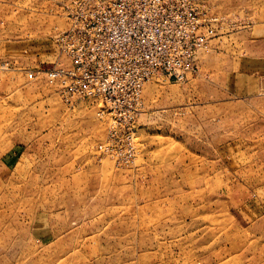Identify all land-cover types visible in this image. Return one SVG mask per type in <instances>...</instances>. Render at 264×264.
Segmentation results:
<instances>
[{
  "label": "rangeland",
  "instance_id": "1",
  "mask_svg": "<svg viewBox=\"0 0 264 264\" xmlns=\"http://www.w3.org/2000/svg\"><path fill=\"white\" fill-rule=\"evenodd\" d=\"M70 1L0 0V264H264V0H205L194 71L109 108L45 77Z\"/></svg>",
  "mask_w": 264,
  "mask_h": 264
},
{
  "label": "built area",
  "instance_id": "2",
  "mask_svg": "<svg viewBox=\"0 0 264 264\" xmlns=\"http://www.w3.org/2000/svg\"><path fill=\"white\" fill-rule=\"evenodd\" d=\"M66 7L69 25L55 39L71 67L45 70L66 101L139 106L146 80L155 72L185 78L215 34L217 17L209 14L205 0H71ZM133 43L139 48L131 58L145 65L128 86L121 85L111 69L114 60L128 59L124 50Z\"/></svg>",
  "mask_w": 264,
  "mask_h": 264
},
{
  "label": "crops",
  "instance_id": "3",
  "mask_svg": "<svg viewBox=\"0 0 264 264\" xmlns=\"http://www.w3.org/2000/svg\"><path fill=\"white\" fill-rule=\"evenodd\" d=\"M263 24H264V20H263Z\"/></svg>",
  "mask_w": 264,
  "mask_h": 264
}]
</instances>
